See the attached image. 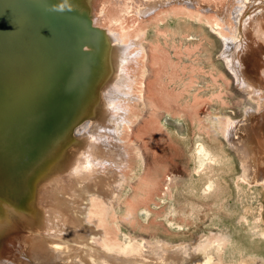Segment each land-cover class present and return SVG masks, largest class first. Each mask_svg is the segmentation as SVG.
I'll list each match as a JSON object with an SVG mask.
<instances>
[{
  "label": "bare ground",
  "instance_id": "obj_1",
  "mask_svg": "<svg viewBox=\"0 0 264 264\" xmlns=\"http://www.w3.org/2000/svg\"><path fill=\"white\" fill-rule=\"evenodd\" d=\"M94 1L0 0V264H25L23 260L31 261L29 254L46 258L42 264H264L262 253H242L234 227L179 246L159 238L152 244L143 238L139 242L122 231L121 217L134 220L135 216L136 207L131 205L135 202L128 203V198L147 196L153 181L141 173L145 167L142 148L135 145L136 164L130 167L118 135L120 128L138 119L128 110L129 104L140 112L146 105L151 109L157 105L148 96L146 101L144 81L139 82L138 92L134 90L136 76L143 78L151 71L146 64V68L139 66L145 57L144 42L111 26L130 13L140 19L170 6L185 14L187 6L203 13L212 6L202 0H112L116 15H107L110 26L100 27L102 23L93 20L100 23L96 13L107 9V0L96 6ZM235 11L232 17L217 13L221 21L230 18L234 23L226 26L230 37L219 32L218 21L210 27L225 41L223 60L241 91L263 106L261 110L247 107L240 121L227 117L223 127L242 159L243 172L236 175L238 188L243 184L264 194V135L262 141L256 139L264 123V0H239ZM167 17L178 19L179 14ZM140 27L134 30L137 39L148 33L146 26ZM252 58L256 62L250 73L246 61ZM46 85L50 88L36 100ZM6 127L9 131L3 133ZM192 152L196 195L200 193L203 200L216 192L227 197L218 171L229 169V158L198 138ZM126 168L132 172L128 180L119 171ZM175 180L168 178L167 190L173 189ZM263 213L261 208H251V223L241 216L250 235L260 241L264 240ZM139 214L147 220L150 213L140 209ZM26 240L30 251L24 250L23 260L16 261Z\"/></svg>",
  "mask_w": 264,
  "mask_h": 264
},
{
  "label": "rangeland",
  "instance_id": "obj_2",
  "mask_svg": "<svg viewBox=\"0 0 264 264\" xmlns=\"http://www.w3.org/2000/svg\"><path fill=\"white\" fill-rule=\"evenodd\" d=\"M99 1L95 0L94 6ZM202 1L210 8L212 6V9L203 13L198 7L195 9V7L192 8L190 6V8L187 6L189 11H191L188 14L189 11L184 9L185 14L182 9L181 11L174 10V12L173 6H170L172 7L171 13H169L170 7H167L169 10L166 7V9L161 8L162 10L159 9L155 15L148 14L140 19L135 14L130 13L111 26L115 31L122 33L121 35L132 36L131 38L136 39V42L140 40L139 43L144 42L142 46L146 51H144L145 57L143 58V63H139V66L143 65L146 68V65H148L147 67L151 71H148L143 78L140 75L139 77L136 76L137 83L134 85V90L138 92L140 88L139 82L144 81L147 87L145 88L147 89L145 93H148V95H145L146 101L148 96L157 105L156 108L153 107L152 109L146 105L143 107L145 111L140 112L133 104H129L128 110L132 114H137L138 119H132L133 123L131 122L128 128L126 125L125 129L120 128L121 131L118 136L121 141L119 140L118 142L129 154L130 167L136 164L134 148L137 144L142 148L145 155V167L141 173L144 172L145 176L153 181L147 196L142 197V199L138 197L128 198V203L135 202L131 204L136 207L133 212L135 215L134 220H130L128 217H121L120 227L127 236L139 242L143 238L152 244L159 238V240L164 239L177 246L184 242L196 243L204 235L211 236L215 233L225 232L228 229L231 230L234 227L238 231L236 239L242 253L258 252L264 256V249L259 250L261 245L264 246V240H261V242L258 238L251 236L252 231L249 230L247 224L241 223L243 220L241 216L243 215H246L245 217L251 223V208L255 207L264 210V194L262 192L256 194L252 189L244 188L241 183V188H238L236 175H241L243 172L242 159L235 149L231 147L226 137L228 130L225 132L223 127L227 117L235 122L240 121L244 118L246 109L250 106L254 110H261L263 106L262 101L257 98H250L246 90L241 91V87L237 85L222 56L225 50V41L219 32L230 37L231 34L228 32L227 27L234 26V23L230 18H227L225 22L221 21L217 13H228L231 14V17L234 13L233 16H235L239 0ZM112 3V0H107L108 6L105 4L107 9L104 8L103 13L100 12L103 15L96 13L101 19L100 23L92 19L94 23L98 25L102 23L100 27L110 26L107 23V15H116L115 6ZM58 6L62 8L61 5ZM164 9L165 11L167 10V14ZM161 11L163 13H160ZM181 12L185 15L182 16ZM157 13L160 15L158 16ZM172 13L173 15L174 13L175 15L179 14L178 19L167 17V15H172ZM246 13L245 15H248L249 12ZM100 15L102 16L100 17ZM155 17H160L161 19H155ZM105 18L106 20L104 21ZM161 21L162 24L164 22L163 25H161ZM217 21L220 24L217 27L219 32L215 28L210 27V24H214ZM155 22L159 24H155ZM136 26L138 28L141 26L140 28L142 29L146 26L147 29L145 28L146 30L144 29V31L149 34H141L142 37L140 36L137 39L135 35ZM156 28L160 35L163 33L164 35H158L159 32L156 33ZM178 29L180 30L178 31ZM167 37H169V40H167ZM157 40L159 41L157 42ZM163 41L165 42L163 43ZM148 42L152 43V47ZM155 43L160 45L158 47L157 44L159 49H156V51L154 48L156 47ZM261 46L264 48V44L261 43ZM152 48H154V52ZM255 62L253 58L250 62L246 61V66L250 73L253 71L252 65ZM143 67L140 66V68ZM130 68L137 69L133 64L130 65ZM49 88V85L44 86L36 100L42 98ZM153 110L158 112V117L160 118L154 115ZM8 131L9 128L6 127L3 133ZM263 135L264 123L260 124L256 135L258 142L262 141ZM52 136L54 140L57 139L55 138L56 134H52ZM196 138L203 139L213 151L216 153L222 151L224 154H220L229 158V169L218 171L224 192L228 194L227 197L222 193L216 192L203 200L198 196L200 193L196 195L192 186L193 178H196L194 169L196 168V163L192 152ZM262 166L263 173L261 175L264 176V163ZM119 171L124 173L127 180L132 174L127 168ZM169 177H174L177 180L171 186L173 189L167 190L166 184ZM133 181L135 182L136 179ZM120 185H123V181ZM117 186H119V183H116ZM119 190L121 189L119 188ZM119 190L118 192L121 193L122 190ZM223 197L227 198V200H224ZM227 204L228 207L225 206ZM140 209H146L150 213L147 220L140 216ZM245 209L246 211L244 212ZM254 213L256 212L254 211ZM168 223L174 224V227L181 225L182 229H174ZM262 228L264 229V219ZM23 242L25 248L22 246V254L19 252V255L15 258L16 261L23 260L22 258L25 257L26 253L24 250L30 251L28 247L29 241ZM258 244L259 246H257ZM28 257L31 258V261L28 259L23 260L26 261L25 264H42L46 262V258L43 256L33 257L29 254Z\"/></svg>",
  "mask_w": 264,
  "mask_h": 264
}]
</instances>
